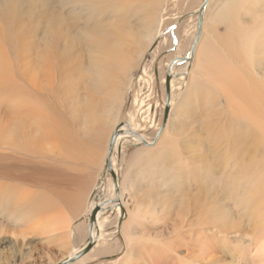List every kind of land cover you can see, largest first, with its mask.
<instances>
[{"label":"bare ground","instance_id":"obj_1","mask_svg":"<svg viewBox=\"0 0 264 264\" xmlns=\"http://www.w3.org/2000/svg\"><path fill=\"white\" fill-rule=\"evenodd\" d=\"M37 1L39 0H0V218L5 220V223H9L11 220L17 232L23 237L28 232H32L35 236L45 235L48 238L58 233L63 235L64 233H68V235L76 234L73 226L75 220H78L81 215L79 214L81 210L80 201L85 194V189L82 190L81 188L82 180H84L83 170H78L79 166L75 165V161L82 158L84 151L83 144L77 138V135L81 133L79 128L76 129V126L79 125V121L76 120L79 116V110L77 107L70 106L69 111V97L67 93L63 92L60 82L63 75H69L70 77L73 70L78 72L81 69L79 65H82V58L85 55L89 56L90 64L97 68L101 76H104L103 81H109L110 78H118L119 76L125 81L128 80L131 68L135 64L136 55L131 54L130 51H122L119 48V45L125 43V37L118 24L122 19L120 17L121 9H131L135 4L133 5V2L129 0H41L40 6L37 5ZM126 1H129V3L127 4ZM213 1L208 0V6L206 5L202 13L201 25L199 12L204 2L198 5V24L197 20H194L196 25L190 38L187 29L180 31L178 28L177 30V35L182 38L181 41H185V44L187 41L190 42L189 49H187L191 58L188 54L186 57L176 55L182 58L183 69L178 70L181 63L176 62L171 66L168 65L167 76L165 74L166 70L162 72V83L166 88L164 103L167 102V79L168 77L170 79V106L167 122L165 125L163 122L164 127L159 132L161 136L158 137V140H147L143 135L136 133L131 127L130 121H124L117 127L119 133L111 161L117 176L118 196L114 179L112 182L101 180V185L93 183L92 190L88 194L89 197H91V194L93 197L90 200L92 204L90 205V211L94 207H99L97 218L92 227L94 244L91 250L70 264H85L89 259L101 254L103 241L107 237H112L117 228H119L118 231H122L121 233L124 236L126 252L121 260L114 264H264V229L260 228V231H255V233H242L243 236L239 235L240 238L234 241L236 243L230 245L232 243L230 242L232 238L230 232H223L213 226L203 227V229L195 232L196 228H193V225L197 221L190 217L185 221V224L189 222L187 228L182 225L175 228L176 230L173 229V239L168 245L159 241L164 230L160 233H155L150 229L141 232L137 225L143 219L149 218L152 220L160 214H164L167 210L158 212L157 206L147 210L139 206L138 203L133 208L128 202V199L134 197L136 191L134 188L137 186L135 176L129 178L130 181L127 179L132 174L138 176L137 174L142 171L153 174L149 179L150 182H148L150 190L147 191L151 194L153 190L157 189L156 187L168 184L170 182L167 180L169 177L173 180L176 173L177 177H180V171L186 173L184 169L189 168V166L183 165L181 168L180 164L172 167L164 165L168 157L172 156V152L171 156H168L170 152L163 149V147L168 142L167 129L174 120V114H179L177 111L175 113L173 100V91L177 82L182 81L184 85V88L181 87L183 91L182 101H184L187 96H194L198 88L205 84V80L208 82L214 79V77H209L212 70L210 66L213 56V52H209L211 48H208L210 41L207 42L208 29L211 27L209 25L211 23L214 25L215 21L226 22V20L232 21V19L236 21L234 17L237 11L240 10L239 4L231 5L225 2L220 7L218 6L219 9L215 14L210 15ZM262 3H264V0L255 1L257 6ZM37 9L38 12H35ZM252 10H254V7ZM113 15H117V18ZM261 16L260 24L253 28L255 46L260 44L261 49L246 52V57H248L252 66L253 61L249 58L257 57L255 56L256 52L262 53L261 57L264 56V48H262L264 47V14ZM255 17H258V15ZM155 18H157L156 12L146 16L149 21ZM172 21L155 33L150 34L154 36H148L156 39L163 38L160 39L162 41L160 43L167 44L170 40L169 34H164V32L167 28L169 29V26H172L174 23ZM231 26L233 28L232 24ZM239 29L237 28V30ZM199 30L200 36L197 38ZM185 35L186 38H184ZM194 37L195 40L192 42ZM135 41L139 43L142 39L138 38ZM240 41L242 43H238V46L235 45L237 49L245 50L249 47L248 43L252 41L250 30L245 31ZM256 47L258 48V46ZM248 49L250 50V48ZM34 50L36 51L35 54L33 53ZM213 51L215 52V50ZM183 52L185 53V51ZM112 60L119 64L117 67L118 72H111L109 75L110 63L114 62ZM260 61L257 60L256 67L260 68ZM155 68L154 66V74L151 75L153 81L155 80V74L159 73V70L156 71ZM238 69H232V73L238 72ZM249 71L251 70L249 69ZM253 71L250 72L249 77L243 72L249 79H246V81H250V84L254 82ZM225 72L231 73L228 69ZM144 73L149 74L148 67H145ZM228 78H226V81H228ZM261 78V82L252 83L251 87L245 85L248 89L246 97H244V94L230 95L232 101L229 99L228 104L231 107L232 119L229 128L236 132L233 136L237 139V143H241L243 134L251 136L252 132L257 133V136L264 142V75ZM232 81L234 80L231 79ZM219 85L221 87V84ZM245 87L241 85L240 89ZM117 94V89L110 92V96L113 97V104L120 106L123 94L118 101ZM111 106L113 105L111 104ZM111 109H106L108 114ZM149 110H151L150 107L145 113L150 112ZM179 115L181 116V114ZM100 116L102 117V114ZM130 116L136 127H139L140 125L135 122L133 114ZM70 117L72 118L71 122ZM202 119L199 120L204 124V119ZM101 120L103 121V119ZM83 124L84 127L88 128L87 120L83 121ZM109 139L107 142V144L109 143L108 152L111 138ZM139 142L142 145L138 146L131 158L121 192L119 172L115 165L116 154H123L128 143L139 145ZM244 143H247V141H244ZM185 144L189 145L190 143ZM202 153L204 154V152ZM78 155L80 158L76 160L75 158ZM152 155L160 159V163H156L159 164L156 168H153L149 161V159H152L149 158ZM211 155H213V152ZM95 157L94 151L90 150L84 158L85 163L91 160L95 162ZM261 160L264 163V157ZM255 165L252 164V167L258 169L259 166ZM216 168L217 165L211 169V173L214 174ZM241 168L245 171L243 172ZM238 169L243 172L247 187H250L254 176L258 178L256 182L259 187L262 183L264 184V168L263 170L259 168L260 172L257 175L253 174L249 163L244 165L240 163ZM74 170L80 172V175H76ZM158 171L161 173L158 174ZM107 173L113 178L108 168ZM186 174L185 179L188 182L191 175H189V171ZM164 176L168 178H162ZM77 177L80 179H76ZM154 181L157 182V185H153ZM179 181L178 179L174 182ZM256 182L253 185H257ZM117 198H119L120 203H117ZM107 212L115 213L113 222H110L108 217L104 215ZM70 213L73 214L72 217H70ZM200 214V211H198V215ZM112 224L115 228H108ZM89 229L90 217L88 234ZM88 234L86 238L89 242ZM219 238L222 239L224 245L229 244L225 245V252L230 256L229 261H224L220 256L219 246L221 244H219ZM81 247H77L64 260L78 255L83 250H81ZM109 251L110 246H107L105 252Z\"/></svg>","mask_w":264,"mask_h":264},{"label":"rangeland","instance_id":"obj_2","mask_svg":"<svg viewBox=\"0 0 264 264\" xmlns=\"http://www.w3.org/2000/svg\"><path fill=\"white\" fill-rule=\"evenodd\" d=\"M129 1L133 2L135 6L128 10L121 9L122 12L120 17L122 19L118 24L123 30L125 37V43L119 45V48L122 49V51H130L131 54L136 55L135 64L133 68H131L132 70L128 80L125 81L119 76L118 78H110L109 81H103L104 76H101L97 68L90 64L89 56L85 55L84 58H82V65H79L81 69L78 72L73 70L70 77L69 75H63L60 82L63 92L67 93L69 97L68 109L70 106H73V108L77 107L79 110V116L76 118V120L79 121V125L76 126V129L79 128L81 133L79 132L80 134L77 135V138L84 146L82 158H80L79 155L75 158L76 160L80 158L75 161V165L79 166L78 170H83L82 174L84 180H82L81 188L82 190L85 189V194L80 201L81 210L79 214L81 215L78 220H75L76 222L73 226L76 234L73 233L68 235V233H64L63 235L60 233V235L58 233L47 238L45 235L35 236L32 232H28L27 235L23 237L17 232L11 220L9 223H5L6 221L0 218V264H58L68 255L72 254L77 247L82 246L81 250L84 249L88 245V238H86V236L88 234L89 217L92 212L90 211V205H92L90 200L93 197L92 194L91 197H89L88 194H90L92 190L93 183L101 185L102 181H113L112 176L107 173L106 168V158L108 155L107 147L109 146L107 142L110 140V136H112L116 128L124 121H130L131 127L135 132L143 135L147 140H158V137L161 136L159 132L163 127L166 105V101L164 103L166 88L164 83H162V72L166 70L165 74L167 76L169 66L176 62L181 63L178 70L183 69L182 58L177 56L181 55L182 57H186L187 54L189 56L190 53H188V49L190 42L186 40L187 42L185 44V41H181L182 38L177 35V30L178 28L180 31L182 29H187V34L190 38L196 25V21L194 22V20H197L198 24V5L205 0ZM129 1H126V3L128 4ZM255 1L256 0L213 1L211 5V14L209 11L210 15L215 14L221 4L225 2L231 5L239 4L240 6V10L237 11L234 17V20L237 22L232 19V21L229 20L230 22L228 20H226V22L215 21L214 25H212L213 23L209 25L211 27L208 29L209 35H207V42L210 41V43H208L210 44L208 48L212 50L209 52H213L210 66L212 70L209 77H214V79L208 82L205 80V84L201 88H198L195 95L191 97L187 96L184 101H182L183 91L181 89L184 88L182 81L177 82L175 90L173 91L175 113L177 111L181 116L179 114H174V120L169 125L170 129H167L169 137H167L168 142L163 149L170 152L168 156H171L172 152V156L168 157L164 165L172 167L180 164L179 166L181 168L183 166H189L188 169L186 168L184 170L186 173L189 171V175H191L190 180H188V182L186 181L185 175L187 174L184 173V171H180V177H177L178 175H176V173L173 180L170 177L164 176L162 178H168L167 180H169L171 184L169 182L161 187H156L157 189L153 190V193L150 194L147 191L150 190L148 182H150L149 179L152 177V173L142 171L139 172L140 174H137L138 176L132 174L127 178L128 181H130L129 178H134V176L138 179H136L137 186L134 188L136 190L134 197L128 199L131 207L134 208L135 204L137 205L138 203L139 206L147 210L154 206L158 207V212L167 210V213L160 214L152 220L145 218L141 221L140 219L139 222H141H137V225L141 232L150 229L155 233H160L164 230L162 237L159 236V241L168 245L173 239V229L178 226L181 227L182 225L184 228H187V223L189 222L185 224V221L190 217L197 221L196 224L193 225V228H196L195 232L203 229V227L207 228L208 226H213L223 232H230V236H232L230 241L232 243L229 242L230 245L236 243L234 241L240 238L239 235H242V233H255V231H260V228L264 229V184L262 183L259 187L256 182L258 178L254 176L250 187H247L243 174L245 170L241 168L243 172H240L238 169L240 163L242 165L249 163L254 175L259 174L260 170H263L264 163L261 159L264 157V142L257 136V133L252 132L251 136L243 134L244 136L242 137L241 143H237V139L233 136L236 132L229 128L232 113H230L231 107L230 104H228L229 99L231 100L230 95L244 94V97H246V91L248 89H246L245 85L251 87L252 83H256V81L261 82V76L264 75V59H261L264 58V56L261 57L263 54L256 52L255 56L257 57L249 58L253 61V66L252 64L250 65L248 57H246L247 51L261 49V47H259L260 44H256L258 48L255 46L253 28L260 24L259 21L262 19L261 15L264 14V10H262L264 9V3L258 4L257 6ZM37 5L41 6V0L37 1ZM253 7L254 10H252ZM39 11L41 10L39 9ZM35 12H38V9ZM152 12L157 13V18L149 21L146 19V16ZM257 15L258 17H255ZM113 16L117 18V15ZM171 21L175 24L173 23L172 26H169V29L167 28L164 32V34H169L170 42L168 41L167 44H163L160 43L163 38L156 39L155 37H150L154 36L150 34L155 33L158 29H161ZM231 24L233 28H231ZM182 26L185 27L183 28ZM237 28H242V30L239 29V31ZM244 29L246 32L250 30L252 41L248 43L249 47H247L250 48V50H247V48L245 50L241 48L237 49L235 46L236 44L238 46V43L241 42L240 38H242L245 33ZM195 37L192 42H194ZM138 38L142 39L139 43L135 41ZM184 38H186V35ZM182 44H184L185 47ZM182 48L184 49L182 50ZM213 50H215V52ZM183 51H185V53ZM35 52L34 50L33 53L35 54ZM238 53L240 54L236 56ZM189 58H191V56H189ZM257 60L260 61V68L256 67ZM112 61L114 62L110 63L109 75L111 72H118L117 67L119 64L115 62V60ZM219 62L220 64H218ZM154 66L156 67V71L159 70V73L155 74V80L153 81L151 75L154 74ZM145 67H148V75L144 73ZM237 67L240 68L238 69ZM227 69L230 70L231 73H226L225 71ZM232 69H238V72L233 74ZM249 69L251 71L254 70L252 72L254 82L251 84L250 81H248L249 79L245 76L247 75L249 77V75H251ZM243 72L246 74L244 75ZM223 77L230 78L226 81V78L224 79ZM220 79L222 80L221 82ZM231 79L234 81L231 82ZM246 79H248L247 81L249 83ZM219 84H221V87ZM235 85L237 86L236 88ZM241 85L245 88L240 89ZM153 87L155 89L154 91ZM114 89H117L118 92L117 101L123 94V100L120 106H118V104L117 106L113 104V97L110 96V92ZM242 89L244 90L242 91ZM53 102L55 103L56 101ZM77 102L78 104H76ZM111 104L113 106H111ZM149 107L151 109L149 110L150 112L145 113ZM108 108H112L109 114L107 113L108 111H106ZM100 114H102V117ZM131 114L135 117V122L140 125L139 127H136L130 119ZM200 118L204 119V124L200 122ZM101 119H103V121ZM71 120L72 118L70 122ZM85 120H87L88 128L84 127L83 121ZM254 139L256 141H253ZM244 141H247V143H244ZM185 143L190 144L186 145ZM242 144L244 145L240 146ZM141 145L140 142L139 145L128 143L123 154H116L115 165L119 172L121 192L123 189L122 184H124V180L127 176L128 165L136 149ZM90 150L94 151L97 161L95 160L94 162L93 160L92 162L91 160L85 163L84 158L88 155ZM202 152H204V154ZM212 152L213 155H211ZM155 157H153V155L149 157L152 158L151 160L149 159V161L153 165V168L159 165L156 163H160V159L157 156ZM254 163L259 166L257 167L258 169L252 167V164L256 166ZM215 165H217V168L214 175L213 172L211 173V169L215 167ZM259 168L262 169L259 170ZM74 172L76 175H80V172L76 170H74ZM160 173L161 172L158 174ZM76 179L80 178L77 177ZM178 179L180 181L175 183L174 181ZM154 182L153 185H157V182ZM255 182L257 185H253ZM255 206L257 207L255 208ZM198 211H200V215H198ZM108 213L109 212L104 215L108 217L110 222H113L115 213ZM72 216L73 214L70 213V217ZM110 227L115 228L113 224L108 228ZM118 230L119 228H117L112 237H107V239L103 241L102 253L89 259L85 264H114L118 262V260H121L125 255L126 247L124 236L121 233L122 231L120 232ZM241 238L244 240L243 237ZM218 241L219 244H221V246H219L221 251L220 256L224 261H229L230 256L225 252V245L229 244L224 245L221 238H219ZM107 246H110V251L106 253L105 249Z\"/></svg>","mask_w":264,"mask_h":264},{"label":"water","instance_id":"obj_3","mask_svg":"<svg viewBox=\"0 0 264 264\" xmlns=\"http://www.w3.org/2000/svg\"><path fill=\"white\" fill-rule=\"evenodd\" d=\"M208 3V0H205L204 3H203V6L201 7L200 9V12H199V22H200V25H201V22H202V13H203V10L204 8L206 7ZM200 36V30L198 31V35H197V38ZM169 77L167 79V102H166V109H165V114H164V125L166 124L167 122V119H168V115H169V106H170V88H169ZM163 125V127H164ZM118 133H119V128H117L115 130V132L113 133L112 137H111V141H110V148H109V152H108V155H107V158H106V167L110 170L111 174L113 175V179H114V182H115V187H116V193H117V196H118V181H117V176L113 170V167H112V155H113V152H114V149H115V144H116V139H117V136H118ZM118 202L117 203H120V200L119 198H117ZM99 210V207H94V209L92 210L91 212V215H90V229H89V242H88V245L81 251L78 253V255L72 257V258H69V259H66L58 264H70L72 262H74L75 260L79 259L81 256H83L85 253H87L92 247H93V244H94V240L92 239V227H93V223L95 222L96 220V215H97V212Z\"/></svg>","mask_w":264,"mask_h":264},{"label":"crops","instance_id":"obj_4","mask_svg":"<svg viewBox=\"0 0 264 264\" xmlns=\"http://www.w3.org/2000/svg\"><path fill=\"white\" fill-rule=\"evenodd\" d=\"M208 6V5H207ZM218 31V30H217ZM174 44V43H173Z\"/></svg>","mask_w":264,"mask_h":264}]
</instances>
